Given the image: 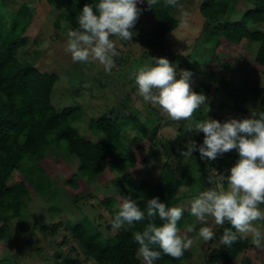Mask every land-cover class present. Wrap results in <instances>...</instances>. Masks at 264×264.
Wrapping results in <instances>:
<instances>
[{"label":"rangeland","instance_id":"374dc122","mask_svg":"<svg viewBox=\"0 0 264 264\" xmlns=\"http://www.w3.org/2000/svg\"><path fill=\"white\" fill-rule=\"evenodd\" d=\"M203 1H178L172 10L178 27L161 39L154 34L155 22L149 14V5H138L142 13L133 29L138 34L132 43L110 37L120 52L110 72H105L96 61L72 62L66 52L67 33L72 28L59 20L60 11L47 0H0V16L10 18L22 6L28 7L32 20L16 58L41 74L56 77L50 93L51 104L57 112L78 111L77 129L83 138L97 141L88 129L91 121L117 105L125 107L153 135L150 141L137 135L130 125L124 126V143L135 157L128 174L150 186L166 167L182 177L179 203L175 207L184 208L185 212L178 234L193 239L182 264H264V251L257 250L248 238L250 248L237 260H226L220 250L219 225L212 218L206 225L187 211L190 202L202 191L210 187L227 190V185H209L206 178L211 168L229 174L238 158L235 150L215 161H201L199 153L185 160L179 150L189 138L202 143L203 134L193 136L187 132L188 121H173L158 105L144 102L134 86L139 68L150 65L152 57H165L175 64L178 74L182 69L192 71V89L208 97V107L202 106L194 112L193 120L211 117L223 122L230 118H252L253 111L259 112L264 99V66L255 62L258 45L247 39L232 45L223 37L226 24L241 21L251 6L244 0H232L225 16L213 23L200 13ZM182 21L186 22L182 24ZM248 28L264 31V24H250ZM226 165H230L229 169ZM78 168L77 159L52 140L37 159L23 162L11 183L24 181L28 195L20 215L6 218L7 230L0 241V262L7 259L8 264H96L88 259L70 228L82 225L112 240L122 228L129 226L120 229L111 226L122 202L112 184L114 174L106 170L90 180L81 177ZM254 223L264 224V221ZM208 225L215 233L214 238L207 242L196 238L198 229ZM138 258L144 264L142 257ZM212 259L219 260L212 263Z\"/></svg>","mask_w":264,"mask_h":264},{"label":"trees","instance_id":"16d2710c","mask_svg":"<svg viewBox=\"0 0 264 264\" xmlns=\"http://www.w3.org/2000/svg\"><path fill=\"white\" fill-rule=\"evenodd\" d=\"M231 1L204 0L200 13L206 20L218 22L225 16ZM244 1L251 6L250 10L241 21L227 23L223 37L232 45H238L243 39L257 44L255 62L263 67L264 31H251L248 27L250 24H264V0ZM47 2L60 11V21L69 24L72 30H78L76 17L84 5L92 3V0ZM174 7L164 6L161 0L155 9L149 8L157 38L165 37L178 27L179 23L172 14ZM31 20L32 15L27 6H22L10 18L0 16V221L3 224L0 228V241L7 230L6 218L20 215L28 195L24 181L11 183L13 175L20 170L23 162L37 159L50 140L77 159L81 177L92 180L110 170L115 177L112 184L120 197L131 196L142 210L147 200L153 197H159L167 206L175 207L179 203L178 191L182 183V177L175 170L166 167L151 186L129 176L128 171L134 166L135 157L124 143V126L130 125L137 135L145 136L150 141L154 137L125 107L117 105L98 120L91 121L88 129L98 138L97 141L86 140L78 132L79 114L76 109L62 112L54 109L50 93L56 77L41 74L33 66L16 58L17 49ZM260 112H264V99ZM226 166L229 169L230 165ZM38 190L46 197L44 191ZM49 202L52 204V201ZM107 205L114 214L110 202ZM152 222L157 226L161 224L158 217ZM148 223L145 220L122 228L112 240H106L98 232L90 231L82 225L72 226L70 230L88 259L96 264H141L133 233L142 231ZM182 223L183 219L177 227ZM230 227L227 222L219 225L218 239L223 230ZM220 248L226 260L235 261L250 248V244L247 239H243L231 247L222 244ZM185 256L186 251L179 259L163 255L155 264H182ZM218 260L212 259L211 262ZM0 264H8V260Z\"/></svg>","mask_w":264,"mask_h":264},{"label":"clouds","instance_id":"9594fccd","mask_svg":"<svg viewBox=\"0 0 264 264\" xmlns=\"http://www.w3.org/2000/svg\"><path fill=\"white\" fill-rule=\"evenodd\" d=\"M147 3L156 8L161 0H92L86 3L76 17L78 30L67 33L66 52L73 63L93 61L110 72L115 57L120 55L110 37L131 42L138 34L135 28L142 10L138 5ZM164 6H176L178 0H163ZM184 17L188 13H183ZM182 21L181 23H185ZM193 72L182 69L177 73L175 64L165 57H152L151 64L138 69L134 76L137 95L142 100L162 108L173 121H188L187 132L203 134L202 143L189 138L179 150L185 159L199 153L201 161H215L232 150L237 153L235 164L225 175L211 168L206 182L209 185H227V190L210 187L190 202L188 214L207 225L209 218L216 225H231L220 236V243L231 247L238 240L248 238L257 249L264 251V112H252V118H230L221 122L206 117L193 120V114L202 106L208 107V97L191 87ZM264 87V85H262ZM185 209L169 207L159 197L147 200L142 210L131 196L123 197L118 212L111 222L113 229L148 220L142 231L133 233L138 245L137 255L144 264H155L163 255L179 259L193 244V239L178 234V223ZM161 224L157 226L154 218ZM191 232L192 229H189ZM215 233L210 225L198 229L197 237L210 241ZM159 249V250H157Z\"/></svg>","mask_w":264,"mask_h":264}]
</instances>
